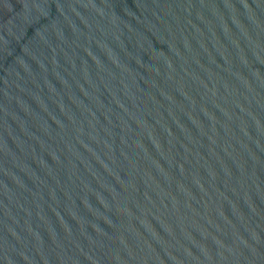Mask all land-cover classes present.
Listing matches in <instances>:
<instances>
[{
    "label": "water",
    "instance_id": "obj_1",
    "mask_svg": "<svg viewBox=\"0 0 264 264\" xmlns=\"http://www.w3.org/2000/svg\"><path fill=\"white\" fill-rule=\"evenodd\" d=\"M0 264H264V0H0Z\"/></svg>",
    "mask_w": 264,
    "mask_h": 264
}]
</instances>
